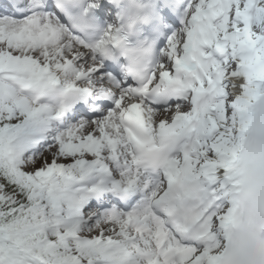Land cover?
Returning <instances> with one entry per match:
<instances>
[{
	"label": "snow or ice",
	"instance_id": "1",
	"mask_svg": "<svg viewBox=\"0 0 264 264\" xmlns=\"http://www.w3.org/2000/svg\"><path fill=\"white\" fill-rule=\"evenodd\" d=\"M136 15L0 0V264H264V0Z\"/></svg>",
	"mask_w": 264,
	"mask_h": 264
}]
</instances>
